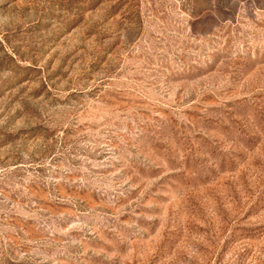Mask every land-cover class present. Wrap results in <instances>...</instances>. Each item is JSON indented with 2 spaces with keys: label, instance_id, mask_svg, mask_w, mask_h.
Wrapping results in <instances>:
<instances>
[{
  "label": "rangeland",
  "instance_id": "1",
  "mask_svg": "<svg viewBox=\"0 0 264 264\" xmlns=\"http://www.w3.org/2000/svg\"><path fill=\"white\" fill-rule=\"evenodd\" d=\"M0 264H264V0H0Z\"/></svg>",
  "mask_w": 264,
  "mask_h": 264
}]
</instances>
